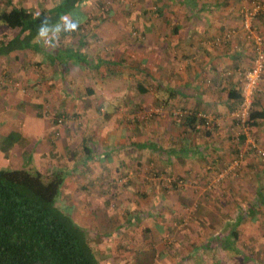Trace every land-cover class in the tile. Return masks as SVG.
Returning a JSON list of instances; mask_svg holds the SVG:
<instances>
[{"label": "crops", "instance_id": "obj_1", "mask_svg": "<svg viewBox=\"0 0 264 264\" xmlns=\"http://www.w3.org/2000/svg\"><path fill=\"white\" fill-rule=\"evenodd\" d=\"M41 1L20 2L39 10ZM249 2L85 0L78 13L62 15L77 23L74 31L62 30L58 39L49 31L50 44L37 32L32 46L0 53V119L16 109L11 124L0 120L8 125L0 167L63 169L60 196L86 198L66 202L68 211L98 207L100 221L106 199L119 197L118 238L138 216L157 239L194 203L190 231L180 228L176 239L183 233L199 245L202 229L235 251L241 244L264 247V159L243 136L232 138L230 114L252 49L245 38L224 39L227 30L239 31V11ZM254 23L264 48V10ZM57 24L63 27L61 18L48 27ZM254 94L249 133L264 147V70ZM44 101L65 119L44 115ZM202 113L210 126L202 125ZM238 150L240 169L221 173ZM136 233V241L122 234L126 247L132 243L118 249V258L143 254Z\"/></svg>", "mask_w": 264, "mask_h": 264}, {"label": "trees", "instance_id": "obj_2", "mask_svg": "<svg viewBox=\"0 0 264 264\" xmlns=\"http://www.w3.org/2000/svg\"><path fill=\"white\" fill-rule=\"evenodd\" d=\"M84 1L51 0V6L36 10L18 0H2L3 24L16 33L0 38V53L32 46L40 27L78 13ZM255 116L251 106L250 124ZM65 174L61 168L41 173L23 166L0 167V264H100L67 204L57 203ZM205 264L228 263L212 259Z\"/></svg>", "mask_w": 264, "mask_h": 264}, {"label": "rangeland", "instance_id": "obj_3", "mask_svg": "<svg viewBox=\"0 0 264 264\" xmlns=\"http://www.w3.org/2000/svg\"><path fill=\"white\" fill-rule=\"evenodd\" d=\"M18 1L23 2L25 5L33 6L36 0ZM102 1L104 2V0ZM109 1L114 2L115 5L116 3H118V0ZM3 4H1L0 0V12L2 10ZM41 4L43 8H47L49 5H51L50 0H42ZM101 9L105 11V7ZM101 9L99 10L102 11ZM9 31L10 29L4 26L0 13V38L7 35ZM7 110L8 113L1 112L3 116L0 120H5L9 124H11L9 118L12 117V114H16V109ZM7 128V124L4 125L2 122H0V139L2 138L3 133ZM240 167L241 166L238 164L233 170L229 171H238ZM122 176L118 178L117 183H124L126 177L125 175ZM74 200L86 201V198H70L61 195L60 198H58L57 203L59 205H62L63 202L69 203ZM119 200V197H110L106 199L105 206L108 214L106 218L101 217L102 221L98 219V215L96 214L98 213V207L97 209H92V206L84 205L80 207V209H78V212L76 213L75 209H72V212L70 213L66 208L73 220L83 228L86 236L89 238L90 243L93 245L95 257L100 264H205L212 259H217L228 264H264V247L258 248L256 246H251L250 248H248L241 244L242 240H239L237 242L240 243L242 247L241 245H239L237 251H235L222 244V242H224L223 238L220 240L217 238V242H215L216 240L211 241L210 239L214 238H210L209 235L214 232L210 230L203 232V230L201 229L197 232V235L200 237L199 245L188 244V241L194 242L196 238L191 237V239H189V237H185L183 233L180 235L181 240L176 239L177 235L180 234L178 233V230L180 228H187V230L189 229V223L194 219V203H187L183 209L184 213L180 216L179 220L177 218L172 221V225L174 226V228L169 231H162V233L157 236V239H154L150 231L148 232V230L145 228L146 226H144V224L147 223L143 222L138 216L137 219L133 223H131V226L129 227L130 229H121L122 233L119 236L120 238H118ZM122 200L123 199H121V201ZM138 213L139 211L137 212V215ZM119 215L121 218V214ZM126 227H128V224H126ZM136 232H139L138 237H140L141 239L138 244H135L134 242L133 243L135 244L136 252L141 251V253L143 252V254H136L135 258L131 260L133 255L132 252L125 253V251H128L127 249L130 247V244L132 242L129 241V245L127 246V248L126 243L121 239V237L122 234H128V238L130 237L132 241H136L135 236H133V234H137ZM190 233L193 234L194 231ZM217 233L220 235L221 231H218ZM201 235H206L207 239L203 240ZM121 244H123L124 246H121ZM159 246L161 247L159 248ZM121 248L126 249L123 253L126 259L118 258V249Z\"/></svg>", "mask_w": 264, "mask_h": 264}, {"label": "built area", "instance_id": "obj_4", "mask_svg": "<svg viewBox=\"0 0 264 264\" xmlns=\"http://www.w3.org/2000/svg\"><path fill=\"white\" fill-rule=\"evenodd\" d=\"M264 10V3L261 1L250 0V2L242 6L239 11L240 29L236 31L231 28L224 34V39H230L233 36L245 38L249 41L252 51L251 62L244 67L239 73V99L234 109L230 111L233 119L232 138L238 140L241 136L252 147L259 158L264 159V147L257 146L256 141L250 136V120L249 112L252 106L254 93L259 87L261 79V73L264 70V48H263V36L256 29L254 19L256 15ZM12 85L20 88L23 92L25 88L19 84L18 81H12ZM41 109L44 115L52 117L55 122L60 123L65 119L63 113H58L51 107L48 102L44 101L41 104ZM175 114L181 115L182 111L175 110ZM203 117L202 125L210 126L209 120L202 113ZM242 157V152L238 150L232 158L223 166L221 173L233 170Z\"/></svg>", "mask_w": 264, "mask_h": 264}, {"label": "clouds", "instance_id": "obj_5", "mask_svg": "<svg viewBox=\"0 0 264 264\" xmlns=\"http://www.w3.org/2000/svg\"><path fill=\"white\" fill-rule=\"evenodd\" d=\"M63 21V27L60 24H57L54 28H49L46 24L40 27L38 35L40 38L44 39L46 44H50L46 39L49 31H53L56 34V39H58V34L63 31H74L77 28V23L71 21L67 16L61 17Z\"/></svg>", "mask_w": 264, "mask_h": 264}]
</instances>
